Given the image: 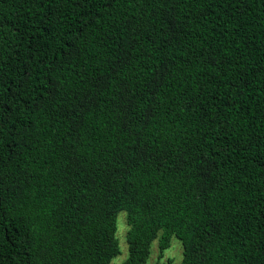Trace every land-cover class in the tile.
<instances>
[{
	"label": "trees",
	"instance_id": "1",
	"mask_svg": "<svg viewBox=\"0 0 264 264\" xmlns=\"http://www.w3.org/2000/svg\"><path fill=\"white\" fill-rule=\"evenodd\" d=\"M264 264V0H0V264Z\"/></svg>",
	"mask_w": 264,
	"mask_h": 264
},
{
	"label": "rangeland",
	"instance_id": "2",
	"mask_svg": "<svg viewBox=\"0 0 264 264\" xmlns=\"http://www.w3.org/2000/svg\"><path fill=\"white\" fill-rule=\"evenodd\" d=\"M124 213L118 218L117 236L120 243L121 252L112 259L111 264H121L129 254V244L127 242L128 225L125 221ZM128 244V245H127ZM183 259V244L176 236L172 237L171 245L161 252L159 241L153 243L152 254L146 264H181Z\"/></svg>",
	"mask_w": 264,
	"mask_h": 264
}]
</instances>
